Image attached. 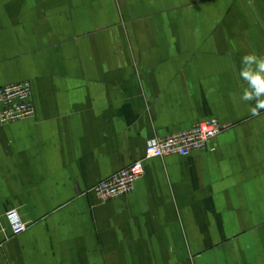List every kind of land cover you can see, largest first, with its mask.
Listing matches in <instances>:
<instances>
[{"label": "crops", "instance_id": "0c3cea01", "mask_svg": "<svg viewBox=\"0 0 264 264\" xmlns=\"http://www.w3.org/2000/svg\"><path fill=\"white\" fill-rule=\"evenodd\" d=\"M249 52L264 55V0H0V87L29 81L35 108L0 122V264H264ZM212 118L204 149L146 159ZM138 160L134 190L99 200Z\"/></svg>", "mask_w": 264, "mask_h": 264}, {"label": "built area", "instance_id": "2783aa9c", "mask_svg": "<svg viewBox=\"0 0 264 264\" xmlns=\"http://www.w3.org/2000/svg\"><path fill=\"white\" fill-rule=\"evenodd\" d=\"M35 116L32 103V89L29 81L8 84L0 87V122L8 124ZM224 130L221 122L212 118L199 122L182 132L150 140L145 149L147 158L187 156L204 149L208 142ZM145 173L144 160H138L114 176L93 186V192L103 203L123 198L134 190L137 180ZM12 232L18 235L27 229L17 210L6 213Z\"/></svg>", "mask_w": 264, "mask_h": 264}, {"label": "clouds", "instance_id": "9594fccd", "mask_svg": "<svg viewBox=\"0 0 264 264\" xmlns=\"http://www.w3.org/2000/svg\"><path fill=\"white\" fill-rule=\"evenodd\" d=\"M238 75L247 85L240 99L251 105L252 116H259L264 111V55L255 52L243 55Z\"/></svg>", "mask_w": 264, "mask_h": 264}]
</instances>
